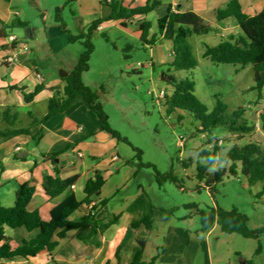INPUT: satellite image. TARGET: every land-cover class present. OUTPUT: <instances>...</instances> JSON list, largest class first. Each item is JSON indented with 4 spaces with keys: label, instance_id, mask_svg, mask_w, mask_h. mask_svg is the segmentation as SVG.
<instances>
[{
    "label": "crops",
    "instance_id": "crops-1",
    "mask_svg": "<svg viewBox=\"0 0 264 264\" xmlns=\"http://www.w3.org/2000/svg\"><path fill=\"white\" fill-rule=\"evenodd\" d=\"M13 1L0 0V19L6 25L12 23L15 16H21L20 11L15 9ZM101 1L103 0H75V20L82 23V31L87 30L94 21L109 15V7L103 6ZM120 1L125 7L136 8L146 5L151 0ZM158 1L159 5L147 15L124 21L126 27L121 21H108L102 23L94 34L104 33L109 27L118 29L119 25L120 30L127 34L134 26L133 33L140 39L141 23L149 22L151 32L148 39L152 37L158 39L156 45L146 48L150 52L151 67L161 73V78L165 72L171 70L172 73L173 70L169 66L173 60L172 44L160 39L157 25L158 19L166 14L169 7L181 9L183 12H195L203 23L213 28L221 40L242 34L234 17L222 21L217 18V11L230 0ZM240 3L243 13L248 16H255L264 9V0H240ZM67 31L60 26L50 28L47 37L50 47L55 46L61 50L69 47L72 42L69 39L70 31ZM9 35L17 37L16 49L8 44ZM9 35H2L0 32V110L15 106L13 111L19 112L23 125L28 126L31 122L29 112L37 118H42L46 114L48 100L53 96L52 90L62 85L63 76L73 70L78 60L69 62L62 60L57 66L51 67L53 60L39 59L31 47L28 49L18 47V44L27 45L25 40H21L14 33ZM190 41L196 56L194 51L196 36L193 35ZM9 57L15 58L14 63L7 61ZM92 63L90 60L89 70L83 73L82 79L87 86L98 92L101 100L107 91L99 81H89ZM39 85H43L44 88L31 103H26L22 92L17 89L24 88L25 92L30 93ZM262 112L264 108L253 112L257 130L251 140L264 144V131L260 126ZM98 126L99 121L89 105L80 102L65 113L52 117L45 125L31 127L33 134L39 133L42 128L45 129V134L38 144H33L31 136L28 135H19L0 142L2 206L7 208L15 206L20 186L34 179L36 191L28 210L38 211L43 221L61 217L62 210L76 202L80 206L71 213L68 220L77 223L94 212L98 224L96 233H93L91 227H82L63 231V236H60L58 233L62 229H59L53 237L57 245L52 251L45 249L34 257H16L10 261H3L4 264H130L136 253L141 250L145 264H193L199 256V244L185 237L189 231L188 227L186 229L182 226L169 227L164 231L161 243L154 240L158 218L168 222L170 212L163 206L155 205L141 181L136 180L141 169H136L133 161L130 163L132 160L130 155L122 156L120 143L99 131ZM52 153L60 155L55 159L46 158ZM45 175L66 180L71 187L53 198L47 194L43 186ZM97 175L103 177L104 185L97 195L88 196L85 191L86 185L89 181L95 180ZM72 185L75 187L72 188ZM92 203H96V211L91 208ZM150 215H153V224L150 228L145 224L133 227V223ZM5 232L13 249L20 246L24 240L36 238L39 233L38 230L29 232L24 227L18 229L5 227ZM2 244L3 242H0V247ZM160 248L162 250L159 252ZM259 255H264L263 247ZM244 264H248V261L245 260Z\"/></svg>",
    "mask_w": 264,
    "mask_h": 264
},
{
    "label": "rangeland",
    "instance_id": "rangeland-1",
    "mask_svg": "<svg viewBox=\"0 0 264 264\" xmlns=\"http://www.w3.org/2000/svg\"><path fill=\"white\" fill-rule=\"evenodd\" d=\"M13 3L21 13V16L14 18L28 25L10 28L8 34L14 33L25 40L39 59L53 60L51 67L62 60H79L85 50L86 39L72 42L61 50L55 46L51 48L47 38L50 28L59 27L61 23L73 35L82 31V23L75 20L74 3H67V0H14ZM57 8H63L62 22L57 18ZM120 29L121 25L118 29L109 27L104 33L92 35L93 69L89 81H99L107 91L100 101L109 115L111 126L130 142L120 143V151L122 156L130 155L135 168L141 169L136 180L141 181L156 206H163L170 212L168 222L158 218L154 240L161 243L162 235L169 227H188L185 237L199 244V256L193 264H244L245 260L248 264H264V255L256 254L259 245L264 248V234L259 239H246L237 233L223 232L210 219L212 212L218 208L227 211L236 208L249 218V228L255 230L264 227V196L260 194L263 183L250 186L241 167L237 175L226 174L212 188L206 187L205 181L197 179V167L208 164L198 154V149L205 146L207 137L196 136L199 124L188 113H167L165 99L160 97V93L163 91L171 96L172 85L162 80L160 72L152 69L149 49L134 35L135 27L132 26L127 34ZM195 36L194 51L199 61L198 67L174 74L179 79L194 80L197 97L210 110L216 106L219 97L230 111L245 107L246 118L254 121L253 112L264 108V98L260 100L258 91L254 89L253 66L242 68L236 64L213 63L203 56L204 47L206 44L218 45L221 37L215 31ZM257 101L260 103L256 104ZM217 133L221 134V131ZM180 136H186L182 147L179 145ZM226 136L240 145L252 139L251 136ZM225 153L226 150H221L220 160L210 168L211 172L229 168L230 162L225 160ZM140 162L151 166H141ZM157 171L163 175L173 174L182 187L171 180L158 182ZM199 211L209 215L211 228L208 231L203 228Z\"/></svg>",
    "mask_w": 264,
    "mask_h": 264
},
{
    "label": "trees",
    "instance_id": "trees-1",
    "mask_svg": "<svg viewBox=\"0 0 264 264\" xmlns=\"http://www.w3.org/2000/svg\"><path fill=\"white\" fill-rule=\"evenodd\" d=\"M67 3L73 4L75 0H67ZM101 4L109 7V15L94 21L87 30L77 35L67 31L64 23L60 24L61 29L69 32L71 42L86 39L84 52L80 55L73 70L63 76L62 85L52 90L53 96L48 100L47 112L42 118H37L32 112H29L28 116L31 122L28 126H24L19 112L13 111L15 106H8L4 110H0V142L19 135H28L31 136L33 144H38L45 134V129L42 128L39 133L33 134L31 127L45 125L52 117L65 113L80 102H86L99 121V131L110 138L116 139L119 143L130 144L126 137L111 126L109 115L100 101L98 92L87 86L83 82L82 76L83 73L89 70L91 55L94 51L92 35L102 23L121 21L122 25L126 27L124 21L147 15L159 5V1L151 0L146 5L136 8L125 7L120 0H103ZM62 9L57 8V18L60 22H62ZM228 17H234L237 20L242 34L222 39L216 46L206 44L203 56L209 58L215 64H236L242 68L252 65L255 78L254 89L258 91L259 99L261 100L264 98V9L255 16H248L243 13L240 0H230L223 8L217 11L219 21ZM27 25V22L20 19H15L12 23L6 25L0 19V31L4 30L6 36L9 35L7 33L8 29L16 26L27 27ZM157 25L160 39L169 41L172 44L171 54L173 60L169 66L173 70L172 73L171 70L165 72L162 77V80L167 81L173 88L171 96L166 93L163 97L167 113L172 114L178 111L188 113L199 124L196 128V136L200 134L207 137L205 146L198 149V154L200 158L206 159L208 164L197 167V179L200 182L205 181V186L212 188L216 183L221 182L226 174L237 175L238 168L241 167V171L250 186L258 182L263 183V189L260 194L264 196V144L250 140L245 145H240L226 136H253L257 130L256 123L246 118L247 109L240 107L230 111L229 106L217 97L216 106L210 110L197 97L195 81L190 78L179 79L174 74L178 71L193 70L198 67L199 61L193 52L190 38L193 35L209 34L213 31V28L203 23L195 12H183L181 9L172 7H169L166 14L158 19ZM150 29L151 25L147 21L142 22L139 27L140 40L144 47H153L157 43L158 38L156 37L148 39ZM12 47L16 49V44ZM43 88V85H39L30 93L25 92L24 88L17 89L22 92L25 102L31 103ZM259 103L260 101H257L256 104ZM260 126L262 131H264V112L260 115ZM216 131H221V134H215ZM135 149L140 154L142 153L138 148ZM221 150H226L224 158L230 162V166L229 168L215 169L211 172L210 168L220 160ZM59 155L60 153H52L46 158L55 159ZM131 162L132 160H130ZM140 163L139 165L141 166H151ZM167 180H171L182 187L178 178L173 174L166 173L163 175L157 171L158 182ZM103 185V177L97 175L95 180L87 183L85 191L88 196L97 195ZM43 186L47 194L53 198L71 187L68 181L49 175L44 176ZM35 191L36 181L31 179L22 184L17 191L15 206L7 208L0 204V242H3L0 247V264H4L3 261H10L16 257H34L45 249L52 251L57 245L53 237L59 229H62L58 233L60 236H63V231L82 227H91L93 233H96L98 224L95 221L94 214L85 216L77 223L68 220L71 213L80 206L76 202L65 207L61 212V217L43 221L38 211L31 212L28 210V205ZM104 203L103 201L102 204ZM96 209L97 207L95 206L93 211H96ZM199 214L203 219L204 230L208 231L211 228L209 226V215L204 211H199ZM210 219L213 224L216 223L223 232L228 234L237 233L246 239H259L264 234V227L255 230L249 228V218L236 208L229 211L218 208L212 212ZM142 224L150 228L153 224V215L133 223V227H138ZM5 227L12 229L24 227L29 232L38 230L39 233L36 238L24 240L20 246L13 249L10 245V238L6 235ZM261 250L262 247L259 245L256 254L259 255ZM130 264H145L142 250L136 253L134 260Z\"/></svg>",
    "mask_w": 264,
    "mask_h": 264
},
{
    "label": "built area",
    "instance_id": "built-area-1",
    "mask_svg": "<svg viewBox=\"0 0 264 264\" xmlns=\"http://www.w3.org/2000/svg\"><path fill=\"white\" fill-rule=\"evenodd\" d=\"M107 1H111V0H107ZM7 40H8V44L10 46H13L14 44L17 43V37H15L13 35H9ZM18 47H23L25 49H28V46L26 44H18ZM7 61L9 63H14L15 58L14 57H9V58H7ZM164 95H165V93L163 91H161L160 97H164ZM185 141H186V136H180L179 145L182 147L183 144L185 143ZM80 156H82V155L80 154ZM74 187L75 186L72 185V188H74ZM95 206H96V203H92L91 208L93 209ZM92 214H94V212H92Z\"/></svg>",
    "mask_w": 264,
    "mask_h": 264
},
{
    "label": "water",
    "instance_id": "water-1",
    "mask_svg": "<svg viewBox=\"0 0 264 264\" xmlns=\"http://www.w3.org/2000/svg\"><path fill=\"white\" fill-rule=\"evenodd\" d=\"M2 35H5V31L4 30H1L0 31Z\"/></svg>",
    "mask_w": 264,
    "mask_h": 264
}]
</instances>
